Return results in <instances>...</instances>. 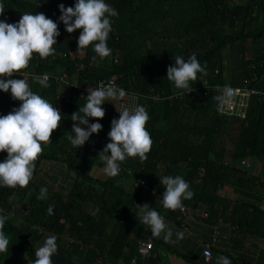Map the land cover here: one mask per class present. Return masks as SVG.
Returning a JSON list of instances; mask_svg holds the SVG:
<instances>
[{
    "label": "trees",
    "instance_id": "obj_1",
    "mask_svg": "<svg viewBox=\"0 0 264 264\" xmlns=\"http://www.w3.org/2000/svg\"><path fill=\"white\" fill-rule=\"evenodd\" d=\"M108 2L119 13L112 18L108 39L112 56L93 61L92 46L76 54L79 33L68 32L58 20L59 4L73 6L75 0H4L0 19L15 22L24 12L38 11L58 22L56 53L46 59L34 55L14 76L26 79L34 91L56 105L62 120L53 130L51 142L43 145L29 185L0 188V208L8 215L3 230L11 242L9 251L0 253V264H9L16 252L34 260L38 244L52 233L58 237L54 264H156L153 252L158 239L150 237V258L138 252L143 228L135 211L137 204L149 203L172 219L175 210L164 209L159 203L165 190L159 178L163 175L179 174L189 182L194 196L183 203L205 221L220 213L221 190L236 189L242 197L233 207L238 233L251 232L264 238V164L254 176L240 163L264 157V94L250 98L243 118L219 115L220 102L215 99L225 85V49L232 56L233 86L248 79L252 88L264 92V0ZM193 53L206 66V73L198 76L207 79L208 87L205 93L201 89L177 95L185 90L175 88L167 79V67L174 64L177 55L187 59ZM45 73L66 74L67 81L49 79L50 86L42 88L32 77ZM113 76L126 95L115 103L106 101L102 105L104 117L89 118L103 125L88 140L96 147L93 152L88 141L80 148L73 147L67 136L75 123L71 114L85 102L86 94L80 87ZM197 82L192 83L195 86ZM20 103L0 90V114ZM136 104L146 106L150 114L146 127L153 143L147 159L125 160L115 177L94 176L91 169L98 161L99 133L109 141L107 133L112 119L119 115L117 109ZM228 144L231 151L227 154ZM6 154L0 151V160ZM51 163L66 166L65 188L42 185L43 175L52 173L50 165L46 169ZM130 177L147 182L156 193L123 181ZM42 188H47L43 196ZM50 204L54 205L51 215L47 212ZM202 212L207 215L203 217ZM38 226L46 233L40 234ZM259 262L264 264V249Z\"/></svg>",
    "mask_w": 264,
    "mask_h": 264
},
{
    "label": "clouds",
    "instance_id": "obj_2",
    "mask_svg": "<svg viewBox=\"0 0 264 264\" xmlns=\"http://www.w3.org/2000/svg\"><path fill=\"white\" fill-rule=\"evenodd\" d=\"M58 7L61 13L58 20L64 23L66 30L73 32L80 29L76 54H82L89 45L95 53L93 61H102L111 54L108 39L113 31L112 18L119 13L108 0H75L73 6L60 3ZM4 9V0H0V13ZM59 35L57 20L44 12H24L15 22L0 19V90L9 92L14 100L21 101L7 114H0V151L7 153L0 160V188H23L29 185L33 179L35 161L44 150L43 145L51 142V134L62 120V112L56 105L34 91L26 79L14 76L29 65L34 55L40 59L54 55L57 51L54 45ZM174 61L167 67V79L175 88L191 92L194 86L192 82L197 81L198 73H206V66L201 64L195 53L187 59L177 55ZM32 80L42 88L50 86L47 74L34 75ZM125 95V90L118 87H88L83 106L71 114V119L75 121L67 136L71 145L80 148L93 133H98L103 128L102 123L99 120L92 122L89 118L104 117L105 108L102 105L106 101L115 103ZM231 96V87L223 86L215 99L224 103ZM117 110L119 115L112 119L107 133L110 139L99 152L104 154L103 171L109 177L117 176L121 171V163L129 158L146 160L153 143L146 127L150 119L146 106L124 105ZM159 178L165 189L160 205L164 209L182 210L183 201L194 196L189 182L179 174ZM46 191L42 188L41 195ZM47 212L53 214L54 205L50 204ZM135 216L141 224L148 226L154 237L162 238L166 243H178L185 237L184 230L175 229L149 203L137 204ZM7 219L8 215L0 208V253L8 252L11 243L3 230ZM174 233L176 239H173ZM57 239L54 233L47 235L35 249L36 258L29 260V264H54L52 257L58 251ZM204 256L206 260L211 259L207 249ZM216 264H232V261L229 256L220 254L216 257Z\"/></svg>",
    "mask_w": 264,
    "mask_h": 264
},
{
    "label": "crops",
    "instance_id": "obj_3",
    "mask_svg": "<svg viewBox=\"0 0 264 264\" xmlns=\"http://www.w3.org/2000/svg\"><path fill=\"white\" fill-rule=\"evenodd\" d=\"M233 80V72L229 74L224 66L225 85H233ZM248 161L249 165L246 167L248 174L256 176L264 164V157L248 159ZM49 165L52 171L59 168L58 172L61 173L59 179L66 177V166L51 163L47 164L46 167L49 168ZM123 181L130 183L133 188L134 183H136L132 177ZM220 195L217 204L220 213L212 218V221H205L195 214L190 220L182 219V216H177L175 211L171 213L172 219L164 216L166 221L175 229L185 231V237L178 243H166L162 238L154 237L148 226L139 224L143 228L142 240L152 242L150 237L153 236L160 241L153 252L156 264H216V257L220 254L229 256L232 264H261L259 261L264 249V238L251 232L238 233L239 229L233 222L235 220L233 207L236 201L242 198L241 195L236 189L221 190ZM263 203H261V208L264 209ZM173 239H176L175 233ZM42 243L41 241L38 247ZM206 246L211 247V259L208 261L205 260L202 252ZM9 264H29V259L26 254L14 253Z\"/></svg>",
    "mask_w": 264,
    "mask_h": 264
},
{
    "label": "built area",
    "instance_id": "obj_4",
    "mask_svg": "<svg viewBox=\"0 0 264 264\" xmlns=\"http://www.w3.org/2000/svg\"><path fill=\"white\" fill-rule=\"evenodd\" d=\"M73 32L74 33H80V29H76ZM45 74H43V75H45ZM47 76H48V79H53L56 82H59V81L66 82L67 81V75L66 74H61V75L57 74V75H53V76H50L49 74H47ZM197 83H199V84L198 85L196 84L193 87L192 91H197V90L202 89L205 93V91L208 87L207 79L204 76L199 75ZM107 86L118 87V85L116 83L115 76L110 77L108 79L94 80V81L89 82L88 84L80 87V89L83 90V92L87 95L88 87H107ZM224 86H230L231 87L232 96L226 98L224 103L220 102L219 107H218L219 115H226V116H234V117H238V118H243L246 115L250 98L254 95L264 94V92L259 91L255 88H252L250 86V80H248V79H244V81L241 85H237V86L224 85ZM184 92L186 93V90L183 92L182 91L178 92L177 95H182V93H184ZM188 93H190V92H188ZM154 98H156V96H154ZM82 127H83V125H82ZM88 143L90 145L91 151L93 152L96 147L94 146V144L91 141H88ZM240 163H241V165H243L245 167H247L249 165L248 159H242L240 161ZM135 185H136V187H140V188H143L144 190L151 191L152 193H156V191L153 188H151L147 182H145L143 180H138V182H136ZM175 212L179 213V215L182 216L186 220H190L194 214L192 208L185 203H184V208L182 210L176 209ZM201 214L203 217H205L207 215L205 212H202ZM37 230L40 234L46 233V231L43 228H41V226H38ZM152 248H153L152 242L145 241L142 239L139 240L138 252L142 257L149 258L152 254ZM206 249L211 253L210 247L206 246L203 249V255H204V252ZM206 261H208V260H206Z\"/></svg>",
    "mask_w": 264,
    "mask_h": 264
},
{
    "label": "rangeland",
    "instance_id": "obj_5",
    "mask_svg": "<svg viewBox=\"0 0 264 264\" xmlns=\"http://www.w3.org/2000/svg\"><path fill=\"white\" fill-rule=\"evenodd\" d=\"M112 55L110 54L109 57H111ZM223 56H224V66L226 68V72H228L230 74L231 71V65H232V56L231 53L228 49H225L223 51ZM135 100V99H133ZM106 143H108V139L106 136H104V134L99 133L98 135V139H97V151L100 152L103 150L104 146L106 145ZM227 150V154L231 151L230 149V145L228 144V148H226ZM104 154L103 153H99L97 160L101 161V164H98V161L95 163V165L92 167L91 169V173L94 176H104L105 173L103 171L104 168V161L102 159V156ZM47 170H49L48 167H46ZM57 170H53L51 171L52 173L48 172L46 173V175H43L44 178L41 179L42 185L44 187H56V188H65L66 184H65V178L62 177V179H59L61 173L58 172L59 168H56ZM47 189V188H46ZM18 253V252H16ZM24 254V253H23Z\"/></svg>",
    "mask_w": 264,
    "mask_h": 264
},
{
    "label": "bare ground",
    "instance_id": "obj_6",
    "mask_svg": "<svg viewBox=\"0 0 264 264\" xmlns=\"http://www.w3.org/2000/svg\"><path fill=\"white\" fill-rule=\"evenodd\" d=\"M42 76V75H41Z\"/></svg>",
    "mask_w": 264,
    "mask_h": 264
}]
</instances>
